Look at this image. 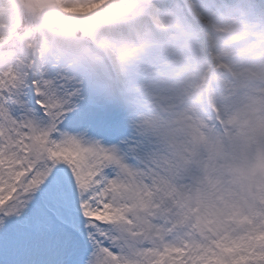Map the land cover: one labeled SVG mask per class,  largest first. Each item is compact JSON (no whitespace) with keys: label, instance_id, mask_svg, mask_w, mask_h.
<instances>
[{"label":"snow or ice","instance_id":"obj_1","mask_svg":"<svg viewBox=\"0 0 264 264\" xmlns=\"http://www.w3.org/2000/svg\"><path fill=\"white\" fill-rule=\"evenodd\" d=\"M221 69L204 116L165 99L131 117L43 67L0 75V264H264V81Z\"/></svg>","mask_w":264,"mask_h":264},{"label":"clouds","instance_id":"obj_2","mask_svg":"<svg viewBox=\"0 0 264 264\" xmlns=\"http://www.w3.org/2000/svg\"><path fill=\"white\" fill-rule=\"evenodd\" d=\"M205 30L228 50L199 48ZM221 63L241 83L264 81V0H160L155 11L144 0H99L86 15L67 13L54 0H0V75L23 82L43 67L131 117L159 112L165 99L211 114L212 91L219 96L220 79L232 78ZM136 72L142 84L127 87Z\"/></svg>","mask_w":264,"mask_h":264},{"label":"rangeland","instance_id":"obj_3","mask_svg":"<svg viewBox=\"0 0 264 264\" xmlns=\"http://www.w3.org/2000/svg\"><path fill=\"white\" fill-rule=\"evenodd\" d=\"M144 6L149 11H155L157 8L160 7V0H144ZM189 19L194 26H198L199 22L196 21L195 18L190 17ZM197 43L198 47L201 48L205 53H212L213 51L220 50H228V46L225 44L224 40L219 35L207 30L201 33V37ZM222 65L226 64L221 63L219 67L221 68ZM227 66L231 67L230 65ZM142 82V72L132 73L126 77V85L129 88H137L142 84ZM127 132L128 128L123 122H121L115 131V136L124 135L127 134Z\"/></svg>","mask_w":264,"mask_h":264}]
</instances>
